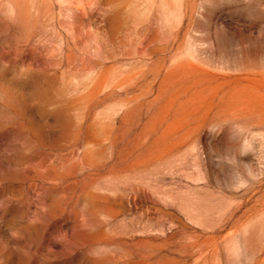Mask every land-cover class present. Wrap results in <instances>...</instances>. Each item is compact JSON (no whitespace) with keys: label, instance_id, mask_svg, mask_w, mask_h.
Masks as SVG:
<instances>
[{"label":"rangeland","instance_id":"rangeland-1","mask_svg":"<svg viewBox=\"0 0 264 264\" xmlns=\"http://www.w3.org/2000/svg\"><path fill=\"white\" fill-rule=\"evenodd\" d=\"M264 264V0H0V264Z\"/></svg>","mask_w":264,"mask_h":264},{"label":"clouds","instance_id":"clouds-1","mask_svg":"<svg viewBox=\"0 0 264 264\" xmlns=\"http://www.w3.org/2000/svg\"><path fill=\"white\" fill-rule=\"evenodd\" d=\"M228 264H254L255 257L247 250L237 247H230L227 252Z\"/></svg>","mask_w":264,"mask_h":264}]
</instances>
